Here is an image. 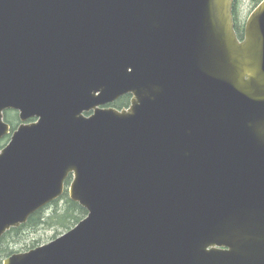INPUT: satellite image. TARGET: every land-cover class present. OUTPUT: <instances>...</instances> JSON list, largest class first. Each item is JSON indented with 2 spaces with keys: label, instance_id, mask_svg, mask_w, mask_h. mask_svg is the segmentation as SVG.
Here are the masks:
<instances>
[{
  "label": "water",
  "instance_id": "obj_1",
  "mask_svg": "<svg viewBox=\"0 0 264 264\" xmlns=\"http://www.w3.org/2000/svg\"><path fill=\"white\" fill-rule=\"evenodd\" d=\"M234 1L0 0V239L69 177L86 211L2 264H264V0L241 41Z\"/></svg>",
  "mask_w": 264,
  "mask_h": 264
},
{
  "label": "rangeland",
  "instance_id": "obj_2",
  "mask_svg": "<svg viewBox=\"0 0 264 264\" xmlns=\"http://www.w3.org/2000/svg\"><path fill=\"white\" fill-rule=\"evenodd\" d=\"M260 1L261 0H235L233 8L234 22L235 28L239 33L243 32L247 18ZM6 118L8 120V115ZM16 125H18V123L14 121L13 126ZM6 143L7 142H4L3 144ZM69 184L70 182L66 186L67 190ZM67 190L65 196L57 205L51 204L42 210L41 214L42 216L44 215L45 219L42 224L33 225L32 223L19 227L17 231L2 240L0 243V264L11 254L25 253L30 249L50 243L52 240L64 235V233L72 229L76 224V218H80L81 220L85 218V216L79 214L78 211H71L74 217L73 220L65 218L67 208L70 209L68 204L70 199ZM65 219H67V221H65Z\"/></svg>",
  "mask_w": 264,
  "mask_h": 264
},
{
  "label": "trees",
  "instance_id": "obj_3",
  "mask_svg": "<svg viewBox=\"0 0 264 264\" xmlns=\"http://www.w3.org/2000/svg\"><path fill=\"white\" fill-rule=\"evenodd\" d=\"M129 101H130V97L129 96H126V97H123L118 103H117V105H115L114 107H126L128 104H129ZM64 197V196H63ZM63 197H62V199H63ZM62 199H60V200H58V201H55V202H53L52 204L53 205H57L58 203H59V201H61ZM69 204V206H70V209L69 208H67V210H66V217L65 218H68V220L70 219V220H73L74 219V217H73V213L71 212V211H78V213L79 214H81L82 216H85L86 215V211L83 209V208H81L78 204H76V203H72L71 201L68 203ZM41 212H42V210H40L38 213H36V214H34L33 216H31L30 218H29V221H28V223H27V225L28 224H32L33 223V225H38L39 223L40 224H42L44 221H45V219H44V215L42 216V214H41ZM79 220H81L80 218H76V222L75 223H77V222H79ZM65 221H67V219H65ZM71 222V221H70ZM69 222V223H70ZM18 229V228H17ZM17 229H12L11 231H9L1 240H0V243L2 242V240H4V239H6V237L8 236V235H10V234H12L13 232H15V231H17ZM69 229V228H68Z\"/></svg>",
  "mask_w": 264,
  "mask_h": 264
},
{
  "label": "flooded vegetation",
  "instance_id": "obj_4",
  "mask_svg": "<svg viewBox=\"0 0 264 264\" xmlns=\"http://www.w3.org/2000/svg\"><path fill=\"white\" fill-rule=\"evenodd\" d=\"M237 34H238V37H239V39L241 40L243 37H242V34H240L238 31H237ZM113 106V105H112ZM107 107V106H106ZM12 113L13 114H11V113H9V114H11V115H15V119H19V116H18V114L16 113V112H14V111H12ZM4 121H5V123H7L8 124V120L6 119V116H4ZM9 139V136H6L4 139H3V141L2 142H6L7 140ZM1 147H2V145H1ZM3 148V147H2Z\"/></svg>",
  "mask_w": 264,
  "mask_h": 264
}]
</instances>
